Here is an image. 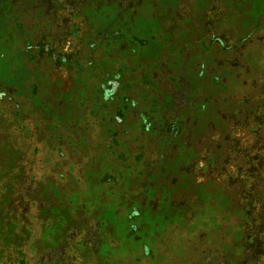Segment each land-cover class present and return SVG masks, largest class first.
<instances>
[{
	"label": "rangeland",
	"instance_id": "1",
	"mask_svg": "<svg viewBox=\"0 0 264 264\" xmlns=\"http://www.w3.org/2000/svg\"><path fill=\"white\" fill-rule=\"evenodd\" d=\"M0 264H264V0H0Z\"/></svg>",
	"mask_w": 264,
	"mask_h": 264
},
{
	"label": "trees",
	"instance_id": "2",
	"mask_svg": "<svg viewBox=\"0 0 264 264\" xmlns=\"http://www.w3.org/2000/svg\"><path fill=\"white\" fill-rule=\"evenodd\" d=\"M61 59V58H60Z\"/></svg>",
	"mask_w": 264,
	"mask_h": 264
}]
</instances>
